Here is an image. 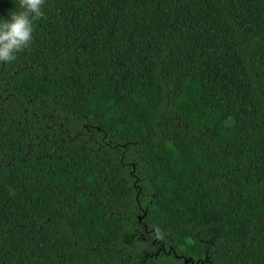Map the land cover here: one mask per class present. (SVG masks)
I'll use <instances>...</instances> for the list:
<instances>
[{
	"label": "trees",
	"instance_id": "16d2710c",
	"mask_svg": "<svg viewBox=\"0 0 264 264\" xmlns=\"http://www.w3.org/2000/svg\"><path fill=\"white\" fill-rule=\"evenodd\" d=\"M42 12L0 62V264H264V0Z\"/></svg>",
	"mask_w": 264,
	"mask_h": 264
},
{
	"label": "clouds",
	"instance_id": "9594fccd",
	"mask_svg": "<svg viewBox=\"0 0 264 264\" xmlns=\"http://www.w3.org/2000/svg\"><path fill=\"white\" fill-rule=\"evenodd\" d=\"M18 8L0 16V62L15 60L16 54L27 48L34 32V21L43 15L44 0H16Z\"/></svg>",
	"mask_w": 264,
	"mask_h": 264
},
{
	"label": "water",
	"instance_id": "95a60500",
	"mask_svg": "<svg viewBox=\"0 0 264 264\" xmlns=\"http://www.w3.org/2000/svg\"><path fill=\"white\" fill-rule=\"evenodd\" d=\"M146 213H147V210H146V212H145L144 215H146ZM142 218H143V217H140V221L142 220ZM206 261H207V259H206ZM189 263H192V264H199L198 262H197V263H194L193 260H192V258H186V259H185V264H189ZM201 264H204V263L201 262Z\"/></svg>",
	"mask_w": 264,
	"mask_h": 264
},
{
	"label": "flooded vegetation",
	"instance_id": "af4514ba",
	"mask_svg": "<svg viewBox=\"0 0 264 264\" xmlns=\"http://www.w3.org/2000/svg\"><path fill=\"white\" fill-rule=\"evenodd\" d=\"M202 260H198V261H196V263L198 262V263H200ZM190 264H192V263H190Z\"/></svg>",
	"mask_w": 264,
	"mask_h": 264
}]
</instances>
